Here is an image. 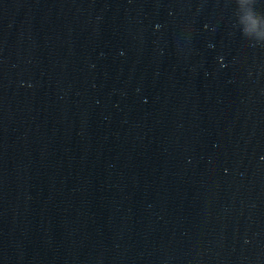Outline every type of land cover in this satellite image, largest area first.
I'll list each match as a JSON object with an SVG mask.
<instances>
[{
	"label": "water",
	"instance_id": "obj_1",
	"mask_svg": "<svg viewBox=\"0 0 264 264\" xmlns=\"http://www.w3.org/2000/svg\"><path fill=\"white\" fill-rule=\"evenodd\" d=\"M264 0H0V264H264Z\"/></svg>",
	"mask_w": 264,
	"mask_h": 264
},
{
	"label": "clouds",
	"instance_id": "obj_2",
	"mask_svg": "<svg viewBox=\"0 0 264 264\" xmlns=\"http://www.w3.org/2000/svg\"><path fill=\"white\" fill-rule=\"evenodd\" d=\"M250 5L255 3V0H249ZM243 24L242 32L245 36L264 38V16H261L250 6L241 18Z\"/></svg>",
	"mask_w": 264,
	"mask_h": 264
}]
</instances>
